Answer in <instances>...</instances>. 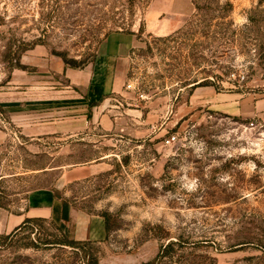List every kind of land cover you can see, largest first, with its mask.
Here are the masks:
<instances>
[{"label":"rangeland","instance_id":"1","mask_svg":"<svg viewBox=\"0 0 264 264\" xmlns=\"http://www.w3.org/2000/svg\"><path fill=\"white\" fill-rule=\"evenodd\" d=\"M115 34L134 41L100 119L44 116L74 95L53 61L91 65ZM235 97L264 98V0H0V205L97 163L63 193L110 221L75 247L51 220L2 233L0 264H264V111Z\"/></svg>","mask_w":264,"mask_h":264},{"label":"crops","instance_id":"2","mask_svg":"<svg viewBox=\"0 0 264 264\" xmlns=\"http://www.w3.org/2000/svg\"><path fill=\"white\" fill-rule=\"evenodd\" d=\"M133 41V37L123 34L109 36L105 40V50L98 53L95 63L81 69L65 68L63 60L58 58L54 60L52 57L54 61L52 59L51 61L55 63L57 71L65 74L71 85L69 87L73 89L70 93L74 95L68 96L69 99L55 108L41 110L44 116L52 114L53 117L58 116L61 122L72 124H87L99 120L98 111L110 93L115 91V83L119 76L116 58L127 51ZM206 88L212 90L210 87ZM92 102L95 103L93 107L89 105ZM235 102L239 104V107L238 111L233 114L238 116L247 117L264 111V98L246 97L237 100L235 97ZM218 103H228L221 93L215 94L213 104L217 110L229 113L227 109L218 108ZM45 127V124L38 126V128ZM72 167L73 169L61 172L54 186H43L30 190L26 198V206L22 211L10 212L0 205V234L14 231L27 218H43L56 221L65 234L72 233L77 240H104L107 237L104 217L75 207L63 193L65 184L95 174L100 165L95 163L80 168H75V166L69 168ZM81 169L87 170V173L78 176L76 172ZM41 171V175H47L51 170L45 167Z\"/></svg>","mask_w":264,"mask_h":264},{"label":"trees","instance_id":"3","mask_svg":"<svg viewBox=\"0 0 264 264\" xmlns=\"http://www.w3.org/2000/svg\"><path fill=\"white\" fill-rule=\"evenodd\" d=\"M23 45H20L18 49H16L15 51L13 50V46L11 45V49H10V52L8 53L9 54V60H12L14 57L13 55L15 56L16 58V64L14 67L16 68H19V69H26L25 65H23L21 63V55L23 52L27 51L28 49L31 48V45H28L27 43H22ZM63 59V62L65 64V68H73V69H81V68H85L86 66L90 65L89 62L87 61H80L78 59H75V58H70V57H66V56H63L62 57ZM97 59V57H96ZM95 59V61H96ZM92 64L95 63L94 61L91 62ZM203 85H206V84H202V83H198V84H195L194 86L195 87H198V86H203ZM91 107L95 106V103H90L89 104ZM88 116L91 117V114L88 113ZM67 198V197H66ZM68 199V198H67ZM69 201H71L73 203V205L75 207H77L74 202L70 199H68ZM78 208V207H77ZM101 216L104 217L105 219V223H106V229H107V237L109 236L110 234V221H109V218L106 214L104 213H101L100 214ZM42 221H46V219H43V218H27L20 226H18L16 229L18 228H22V227H33L34 225H36V223H39V222H42ZM54 224H56L57 228L59 230H61V233L63 234L64 238H65V242L63 244L65 245H69V246H76V245H79V244H82V243H87V242H90V241H85V240H77L74 238L73 234L72 233H69L68 235L65 234L62 229L60 228L59 224L54 221V220H51ZM15 229V230H16ZM105 238V239H106Z\"/></svg>","mask_w":264,"mask_h":264},{"label":"built area","instance_id":"4","mask_svg":"<svg viewBox=\"0 0 264 264\" xmlns=\"http://www.w3.org/2000/svg\"><path fill=\"white\" fill-rule=\"evenodd\" d=\"M251 126H255V123L252 122V123H251ZM176 138H177V136H176V135H173L171 138L167 139V142L170 143V142H172V141H175Z\"/></svg>","mask_w":264,"mask_h":264}]
</instances>
